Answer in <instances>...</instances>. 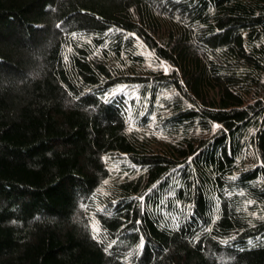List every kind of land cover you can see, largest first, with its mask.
<instances>
[{
    "label": "trees",
    "instance_id": "16d2710c",
    "mask_svg": "<svg viewBox=\"0 0 264 264\" xmlns=\"http://www.w3.org/2000/svg\"><path fill=\"white\" fill-rule=\"evenodd\" d=\"M0 264H264V0H0Z\"/></svg>",
    "mask_w": 264,
    "mask_h": 264
},
{
    "label": "rangeland",
    "instance_id": "374dc122",
    "mask_svg": "<svg viewBox=\"0 0 264 264\" xmlns=\"http://www.w3.org/2000/svg\"><path fill=\"white\" fill-rule=\"evenodd\" d=\"M159 63L163 67V71L167 72L168 69H169V65L166 62L162 61V60ZM214 126H216V124Z\"/></svg>",
    "mask_w": 264,
    "mask_h": 264
}]
</instances>
